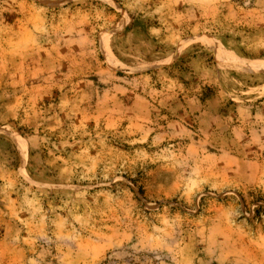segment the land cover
Here are the masks:
<instances>
[{
    "label": "rangeland",
    "instance_id": "374dc122",
    "mask_svg": "<svg viewBox=\"0 0 264 264\" xmlns=\"http://www.w3.org/2000/svg\"><path fill=\"white\" fill-rule=\"evenodd\" d=\"M263 83L264 0H0V264H264Z\"/></svg>",
    "mask_w": 264,
    "mask_h": 264
},
{
    "label": "crops",
    "instance_id": "0c3cea01",
    "mask_svg": "<svg viewBox=\"0 0 264 264\" xmlns=\"http://www.w3.org/2000/svg\"><path fill=\"white\" fill-rule=\"evenodd\" d=\"M140 36V34H139ZM136 37L134 35V40H133V35L132 34H126V35H118L117 36V47H118V50L120 51V53L124 52V53H128L130 51H137V54L139 55H144L145 53L148 54L150 51V48H149V42H150V46L152 47V42H151V39H149V42H148V46L144 44H142V42H136ZM145 39V38H144ZM146 41V40H144ZM129 48V49H128ZM142 51L144 53H142ZM148 69V68H147ZM146 70V69H144ZM264 86V83L260 86V87H263Z\"/></svg>",
    "mask_w": 264,
    "mask_h": 264
},
{
    "label": "bare ground",
    "instance_id": "6f19581e",
    "mask_svg": "<svg viewBox=\"0 0 264 264\" xmlns=\"http://www.w3.org/2000/svg\"><path fill=\"white\" fill-rule=\"evenodd\" d=\"M205 41H207L208 42V44L212 47V48H214L216 51H218V53H220L221 51H220V49H218V45L215 43V42H211V41H208V40H205ZM102 45L105 47H103V50L105 49V51H106V53H108L109 54V57H108V61L113 65V59H111L110 58V53L109 52H107L108 51V49L106 50V48H107V44H106V39H103L102 40ZM213 50V49H212ZM108 56V55H107ZM223 64L225 65V66H230V67H236V66H238V64H239V62L237 61V60H233V59H223ZM263 94H264V90H263ZM21 145L23 146V147H25V142H21Z\"/></svg>",
    "mask_w": 264,
    "mask_h": 264
},
{
    "label": "trees",
    "instance_id": "16d2710c",
    "mask_svg": "<svg viewBox=\"0 0 264 264\" xmlns=\"http://www.w3.org/2000/svg\"><path fill=\"white\" fill-rule=\"evenodd\" d=\"M209 95H207L206 97H208Z\"/></svg>",
    "mask_w": 264,
    "mask_h": 264
}]
</instances>
